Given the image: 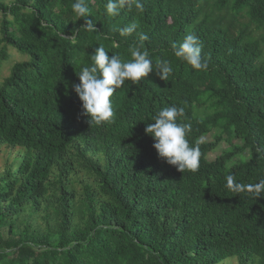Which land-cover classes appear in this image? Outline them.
I'll return each instance as SVG.
<instances>
[{
    "label": "trees",
    "instance_id": "1",
    "mask_svg": "<svg viewBox=\"0 0 264 264\" xmlns=\"http://www.w3.org/2000/svg\"><path fill=\"white\" fill-rule=\"evenodd\" d=\"M136 2L109 16L85 0L78 17L75 0H0V264H264V0ZM141 33L155 70L90 124L71 85L99 46L130 61ZM192 33L206 71L175 56ZM170 106L200 149L194 172L145 132Z\"/></svg>",
    "mask_w": 264,
    "mask_h": 264
},
{
    "label": "clouds",
    "instance_id": "2",
    "mask_svg": "<svg viewBox=\"0 0 264 264\" xmlns=\"http://www.w3.org/2000/svg\"><path fill=\"white\" fill-rule=\"evenodd\" d=\"M125 0H108L106 12L109 16H117ZM135 7L143 9V5L137 0ZM72 11L78 17L89 15V8L85 0H75ZM91 27L92 21H87ZM137 28L135 23L120 29L121 34H131ZM147 34L141 33L140 43L130 48V61H124L117 55H109L103 46H99L92 54L91 66H86L79 72L78 84L71 85L82 101L85 115L89 117L90 124H102L112 122L115 118L113 107V95L117 89L125 84V81L139 82L153 72V61L148 51L142 50L143 42L148 40ZM175 56L191 65L193 69L206 71L208 63L202 58V45L195 33L188 34L177 47L173 44ZM172 73L168 62L159 66V74L162 79ZM184 108L170 106L162 108L154 117L153 122L148 123L145 132L154 138V148L160 158L168 164L176 166L178 170L196 171L200 166V149L192 146L188 139L191 125L178 122L183 117ZM231 184V178H229ZM264 188V181L256 186L259 191Z\"/></svg>",
    "mask_w": 264,
    "mask_h": 264
},
{
    "label": "rangeland",
    "instance_id": "3",
    "mask_svg": "<svg viewBox=\"0 0 264 264\" xmlns=\"http://www.w3.org/2000/svg\"><path fill=\"white\" fill-rule=\"evenodd\" d=\"M2 19H3V13H2V11L0 10V35H1V24H2ZM10 47H11L12 49H14L12 46H10ZM24 58L29 59L30 56H29V55H26V56H24ZM228 144H229V143H228L227 140L222 141V142L220 143V145H219L218 150H217L216 152L211 153V154L209 155V157H211L212 155H214V154L220 152V150H221L222 148H225ZM225 263H228V264H237V260H236L235 257H229V258L226 259Z\"/></svg>",
    "mask_w": 264,
    "mask_h": 264
}]
</instances>
